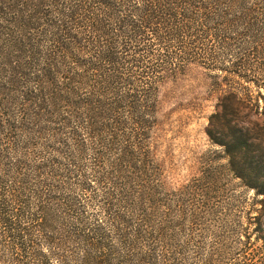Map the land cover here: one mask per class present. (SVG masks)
<instances>
[{"label":"trees","instance_id":"16d2710c","mask_svg":"<svg viewBox=\"0 0 264 264\" xmlns=\"http://www.w3.org/2000/svg\"><path fill=\"white\" fill-rule=\"evenodd\" d=\"M30 9H14L29 13L33 25L21 41L46 49L22 98L29 105L11 110V98L0 97V264H112L102 226L86 228L78 213L69 216L73 203L57 202L65 200L64 182L80 175H73L76 159L86 148L103 206L120 228L124 261L172 264L171 214L195 226L206 197L204 177L194 178L171 195L177 202L203 196L199 206L159 209L160 194L167 196L151 156L159 86L183 73L195 48L229 44L234 37L225 33L264 14V0H32ZM227 85L205 131L253 197L234 243L211 245L201 264H264V142L252 118L259 104ZM35 143L41 152L31 155ZM76 181L82 190L91 186Z\"/></svg>","mask_w":264,"mask_h":264},{"label":"rangeland","instance_id":"374dc122","mask_svg":"<svg viewBox=\"0 0 264 264\" xmlns=\"http://www.w3.org/2000/svg\"><path fill=\"white\" fill-rule=\"evenodd\" d=\"M31 4L32 0H0V97L4 93L11 98V110L21 101L29 105L22 98L26 97L32 70L43 63L42 52L46 49L25 48L21 41L27 43L33 25L27 18L29 13H17V10H31ZM235 25V34L225 33L234 37L229 44L195 48L199 54L185 63L183 73L176 79L164 80L159 86L157 123L151 137V156L160 167V181L167 194L162 198L164 193L160 194L159 209L168 207L175 211L179 202L188 209L191 203L199 206L198 198L206 197V203L200 206L203 215L195 226L191 227L187 221L179 222L175 213L171 214L175 225L169 246L172 264H201L211 245L219 244V241L227 245L234 243L232 240L253 197L252 192L230 172L223 147L212 141L205 131L217 95L225 93L229 82L240 95L247 94L246 98L251 102H258L259 112L252 118L259 121L256 133L264 142V14ZM238 119L245 120L244 114L240 113ZM38 143L30 147L31 155L41 152L42 145ZM92 157L88 148L77 157L78 170L74 169L73 175L80 173L81 176H73L69 183L64 182L66 185L60 194L63 193L65 200L57 202L73 203L74 212L71 211L69 216L72 218L78 213L86 228L95 224L102 226L112 264H130L124 261L126 251L118 240L120 228L112 226L110 211L103 206V186L94 181ZM200 177H204L203 196L196 193L199 196L194 202H177L172 197V192ZM76 180L91 186L82 190ZM23 195L30 199L34 209L36 199L27 190ZM54 210L55 215L60 214L56 206ZM139 248V251L144 250L142 246ZM65 255H70V250H66ZM71 264L75 262L71 261Z\"/></svg>","mask_w":264,"mask_h":264}]
</instances>
